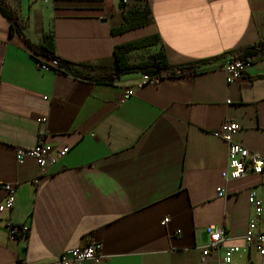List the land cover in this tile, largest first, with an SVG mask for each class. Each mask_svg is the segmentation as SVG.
<instances>
[{"label": "crops", "instance_id": "obj_1", "mask_svg": "<svg viewBox=\"0 0 264 264\" xmlns=\"http://www.w3.org/2000/svg\"><path fill=\"white\" fill-rule=\"evenodd\" d=\"M3 1L24 28L11 33L0 14V203L4 185L17 189L14 210L0 212V264H56L88 241L102 245L100 264H222L228 247L244 249L248 195L264 197V173L224 180L228 143L213 133L237 123L234 141L264 156V53L239 81L229 84L223 71L230 55L264 38V0H146L150 25L128 34L113 33L126 22L120 0ZM47 35L55 57L78 75L112 73L116 47L151 35L161 43L130 54L131 64L160 51L175 67L213 62L124 99L141 73L101 84L64 68L41 71L37 61L49 59L28 42ZM40 141L70 152L36 185L39 167L19 165L15 151ZM8 218L30 226L25 242L10 239ZM208 227L228 239L203 256ZM235 260L261 264L256 252Z\"/></svg>", "mask_w": 264, "mask_h": 264}, {"label": "built area", "instance_id": "obj_2", "mask_svg": "<svg viewBox=\"0 0 264 264\" xmlns=\"http://www.w3.org/2000/svg\"><path fill=\"white\" fill-rule=\"evenodd\" d=\"M50 0H42L44 4H48ZM120 3L125 9H129L136 3V0H120ZM253 59H232L229 57L223 65V71L226 74V80L229 84L241 80L247 69L252 65ZM61 62L58 59H51L46 62L37 61V67L41 71H58ZM170 72L163 73L161 76H151L142 74L137 79L134 86L129 87L124 95V99L131 98L136 89L145 86V84H157L161 81L162 77L169 75ZM48 118L41 117L38 123H46ZM222 129L213 133V137L223 140L228 143L229 161L227 169L222 173V178L226 181H236L245 178L248 175H260L264 173V156H256L250 153L247 149L234 141V136L240 130V126L234 122H227ZM70 152L68 147H60L54 144H48L40 141L33 148L22 149L18 148L15 151V159L19 165H23L27 160H33L39 167L40 178L35 181L36 185H40L42 179L49 175L50 171L54 169ZM6 193L5 199L0 203V212L10 214L16 204L17 189L8 183L3 186ZM225 191L222 188L218 189V195L224 197ZM248 203L253 210L251 222L248 225V231L245 235L244 242L245 248L234 246L228 247L225 250L222 264H238L235 256L242 254V252H256L260 257V263L264 264V232L258 230V224L264 212V197L257 191L252 190L248 195ZM168 222L165 219L164 224ZM5 229L8 236L12 240L25 242L30 233V226L18 225L11 219L5 221ZM209 242L204 247L203 256H208L212 251L218 249L228 238L226 237L225 230L222 228L208 227L206 229ZM107 257L102 251V245L98 242L88 241L85 244L72 248L63 253L56 264H83L90 262L93 264H100Z\"/></svg>", "mask_w": 264, "mask_h": 264}, {"label": "trees", "instance_id": "obj_3", "mask_svg": "<svg viewBox=\"0 0 264 264\" xmlns=\"http://www.w3.org/2000/svg\"><path fill=\"white\" fill-rule=\"evenodd\" d=\"M0 14L9 22L11 33L17 32L22 35V29L24 26L21 24L20 19L16 12L12 10L3 0H0ZM125 24L113 31L114 34H124L131 31L140 30L146 28L151 23V10L146 5V0H136V3L131 8L127 9L124 14ZM28 42V41H27ZM161 43L160 37L157 35H151L133 42L126 43L124 45L115 48V71L112 73H106L98 76L78 75L71 70L66 62H61L60 68L66 69L70 74L84 78L89 81L101 83V84H114L116 80L128 74H148L151 76H161L163 73L170 72L174 75L176 71L190 70L192 73H197L198 70L205 64H210L213 61H204L199 63H193L192 65L183 66H171L168 62L165 51L152 54L144 62L138 64H131L129 55L141 50L148 49L152 46H156ZM28 45L32 49L35 55L46 56L49 60L58 59L55 57V48L51 36H45L43 43L40 45H32L28 42ZM260 53H264V38L256 46L249 47L243 52L235 55H230L232 59H254ZM59 60V59H58ZM60 70V69H59ZM58 70V71H59Z\"/></svg>", "mask_w": 264, "mask_h": 264}, {"label": "rangeland", "instance_id": "obj_4", "mask_svg": "<svg viewBox=\"0 0 264 264\" xmlns=\"http://www.w3.org/2000/svg\"><path fill=\"white\" fill-rule=\"evenodd\" d=\"M134 55H132L131 57H133ZM140 59L139 58H135V57H133L132 59H131V62L133 63V64H135V63H138V61H139ZM148 75V74H147Z\"/></svg>", "mask_w": 264, "mask_h": 264}]
</instances>
